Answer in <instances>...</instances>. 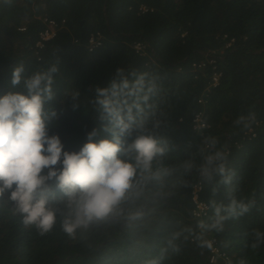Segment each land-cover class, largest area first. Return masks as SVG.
I'll list each match as a JSON object with an SVG mask.
<instances>
[{"label":"trees","instance_id":"trees-1","mask_svg":"<svg viewBox=\"0 0 264 264\" xmlns=\"http://www.w3.org/2000/svg\"><path fill=\"white\" fill-rule=\"evenodd\" d=\"M47 20L57 23L56 35L38 46ZM93 37L100 45L91 49ZM53 65L45 122L65 151L78 153L96 130L93 142L119 136L118 158L134 166L130 145L139 136L163 154L150 170L137 168L114 215L74 237L63 230L70 209L53 181L56 223L44 234L0 198V264H213L211 238L229 263L264 264V241L253 231L264 233V0H0V97L27 94L24 80ZM199 114L207 127L197 130ZM218 150L232 173L227 185L201 175ZM197 185L210 208L202 229L193 216ZM233 200L249 212L225 220L221 231L207 227L215 206L227 216Z\"/></svg>","mask_w":264,"mask_h":264},{"label":"clouds","instance_id":"clouds-1","mask_svg":"<svg viewBox=\"0 0 264 264\" xmlns=\"http://www.w3.org/2000/svg\"><path fill=\"white\" fill-rule=\"evenodd\" d=\"M57 71L53 65L25 79L27 94L9 92L0 97V198L7 195L15 205V212L22 215L23 223L34 225L44 234L56 223V212L49 207L52 195L49 182L53 181L67 198L70 209L63 220V230L74 237L77 229H87L114 215L133 188L137 168L150 170L153 159L162 155L163 149L149 136L137 137L130 145L136 153L134 166L118 158L121 152L119 136L114 140L93 142L98 135L93 130L87 134L88 142L78 153L65 151L60 137L48 134L44 113V98L45 95L48 100L53 98V74ZM122 71L117 69L118 74ZM23 72V65L14 68L10 82L13 87L21 84ZM123 87H127V81ZM97 91L105 95V90ZM117 126L121 136L128 130L122 120ZM226 164L227 155L218 150L205 157L201 175L208 182L219 175L221 183L230 184L232 173ZM222 207L215 206V216L207 227L221 231L225 220L243 216L250 210L249 204L233 200L223 208L228 213L224 216L221 215ZM253 231L257 242L264 241V233ZM252 247H258V243H253Z\"/></svg>","mask_w":264,"mask_h":264},{"label":"built area","instance_id":"built-area-1","mask_svg":"<svg viewBox=\"0 0 264 264\" xmlns=\"http://www.w3.org/2000/svg\"><path fill=\"white\" fill-rule=\"evenodd\" d=\"M145 10V9H143ZM47 23V27L45 29V31L41 34V41L39 42L38 46H42L43 42H47L51 39H53L56 35L57 32V23L55 21H46ZM234 42V40L232 41ZM231 44L227 45V48L231 47ZM100 45V40L97 37H93L90 40V46L91 49L95 48L97 46ZM138 49H141L140 45H137ZM211 63L214 65L216 63L215 60H212ZM213 70L215 71L213 74V85L216 86L219 82V78H220V74L217 72V67L215 66L213 68ZM207 127L206 123L203 121L202 115L199 114L197 115L196 119H195V129H202ZM202 190V186L201 185H197L195 186L194 192H193V202L195 204V208L193 211V216L197 221V225L199 226V229H202L204 224H205V220L208 218L209 216V206L207 203H205L204 201L201 200L200 197V192ZM210 245V246H209ZM206 247L208 249V251L210 252V259H211V263L213 264H218L219 263V259H223L225 261L226 264H232L229 263L230 259L227 256L226 253H222L221 250L218 247V242L216 239H209L206 243Z\"/></svg>","mask_w":264,"mask_h":264}]
</instances>
